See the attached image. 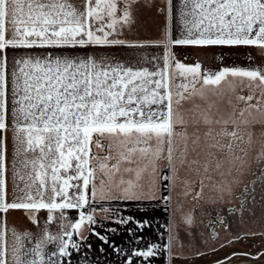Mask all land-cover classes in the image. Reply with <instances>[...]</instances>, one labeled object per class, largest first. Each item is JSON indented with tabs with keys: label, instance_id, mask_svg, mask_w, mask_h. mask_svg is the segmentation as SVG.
I'll list each match as a JSON object with an SVG mask.
<instances>
[{
	"label": "snow or ice",
	"instance_id": "6c2138e0",
	"mask_svg": "<svg viewBox=\"0 0 264 264\" xmlns=\"http://www.w3.org/2000/svg\"><path fill=\"white\" fill-rule=\"evenodd\" d=\"M131 3L127 0L118 15L120 0H84L82 9L70 0H0V213L23 209L32 214L43 209L49 213V222L56 218L57 211L59 218L65 219V209H83L98 195L106 197L104 182L98 189L96 166L90 163L95 160L100 168H107L109 157L98 159L92 152L93 148H104L103 139L124 145L128 150L124 159L137 150L146 154L153 139L160 145L167 142L171 163L173 138L187 136L186 131L177 132L185 122L173 104L186 99V92L195 94L197 83L202 88L218 86L231 76L258 81L257 86L264 88L262 69L225 68L205 74L200 64L185 65L175 61L170 52L163 57L162 67L153 71L90 56L81 59L49 53L14 59L9 73L10 49L63 50L125 44L111 37L131 23ZM181 4L180 35L175 40L168 35L166 49L169 45L264 49V0H181ZM168 19H172V0H168ZM238 99L258 109L259 101L257 105L251 103L254 96ZM211 122L205 118V123ZM9 127L20 146L17 151L32 154L31 159L23 161L25 174L15 173L21 195L11 202L6 199L5 140ZM222 134L242 139L237 131L225 129ZM133 187L129 182L124 189L126 198L136 196ZM79 216L78 222L66 226L72 231L65 230L61 237H46L53 243L59 240L60 256L70 254L74 232H80L85 222L95 223L91 214L81 211ZM71 247H77L75 242ZM33 251L39 261L18 255L16 264H45L41 244ZM136 255L150 257L155 252L150 248ZM0 264H7L4 250H0Z\"/></svg>",
	"mask_w": 264,
	"mask_h": 264
},
{
	"label": "crops",
	"instance_id": "0c3cea01",
	"mask_svg": "<svg viewBox=\"0 0 264 264\" xmlns=\"http://www.w3.org/2000/svg\"><path fill=\"white\" fill-rule=\"evenodd\" d=\"M77 8L82 9L84 0H70ZM127 0H120L118 15L122 14L123 7ZM181 0H172V19H168V0H132L130 5L131 23L119 29L118 34L111 38L125 41L123 45L112 46H90L85 49H17L8 50V70L13 69L14 59L28 56H44L52 53L55 55L75 56L84 58L86 56L119 62L134 68H148L150 71L157 70L163 65V57L170 52L175 61L185 65L200 64L201 73L216 74L225 68L239 69H261L260 56L264 49L256 46H229V45H169L168 35L175 40L180 35V8ZM142 45V46H135ZM249 81V80H248ZM257 82V81H256ZM255 86L248 88L247 79L240 77H226L218 86L202 88L200 83L195 85L196 93H185L186 99L180 103L173 104L174 110L184 119V125L177 127V132L186 131L187 136L176 135L172 140V161H168L169 145H163L153 139L146 154L138 150L131 154L128 159L123 156L127 154V148L118 140L103 139V149L93 148L92 152L98 159L109 157L107 168L99 167L95 160L91 161L96 166V186L101 187L104 182L106 197L101 199L99 195L94 201L83 209H65V219L58 222L59 227L55 228V219L49 222L47 210H40L30 214L27 210H9L7 213H0V250L6 251L7 264H16V256L24 259H32V249L37 244L41 247H59V240L53 243L47 240V235L56 237L63 236L65 230L72 231L66 227L70 223H76L80 219V212L91 214L96 221L94 228L92 224L85 222L80 232H74L71 243L75 242L77 247L92 246L94 241L102 247V227L97 226V220L108 219V207L114 210L130 208L128 205H138L141 209H150L154 206H161L167 202L176 201V190L192 188L191 182H204L209 176L205 172L215 162V157H223L230 152L229 144L233 139L224 136L226 129L232 132L233 125L245 123L247 117V103L238 99L247 98L248 91L262 92L263 88ZM259 83V82H258ZM261 102V98H260ZM254 105H257L255 102ZM242 109V110H241ZM243 112V115L241 113ZM205 118L212 121L205 123ZM225 120L229 122L224 123ZM235 120L236 123H232ZM220 121V123H216ZM210 133V134H209ZM198 137V140H197ZM196 140V143L193 141ZM6 199L11 202L21 195L17 184L20 183L15 173L25 174L23 167L25 159H31L32 154H25L23 150L17 151L20 147L14 137L11 127L6 133ZM160 150V155L156 153ZM206 164V165H205ZM208 165V166H207ZM118 166L119 170L115 167ZM213 167V166H211ZM193 173L194 176L188 174ZM186 174L188 176H186ZM168 177L163 180L162 177ZM123 181V183H122ZM129 182L134 186L132 191L135 197L126 198L124 189L129 187ZM188 182V183H186ZM185 183V184H184ZM23 186V185H21ZM108 203L104 208L99 204ZM121 204V206L119 205ZM94 210L88 213L89 206ZM120 207V208H119ZM91 208V207H90ZM114 212V211H112ZM119 213V211H116ZM57 221L60 220V213L57 211ZM96 224V226H95ZM88 230L89 235H88ZM20 237L18 240L17 237ZM98 237V238H97ZM94 238V240H92ZM64 239H68L64 237ZM22 249L21 251H16ZM27 253L25 256L24 253ZM36 259V258H35ZM37 260V259H36Z\"/></svg>",
	"mask_w": 264,
	"mask_h": 264
},
{
	"label": "rangeland",
	"instance_id": "374dc122",
	"mask_svg": "<svg viewBox=\"0 0 264 264\" xmlns=\"http://www.w3.org/2000/svg\"><path fill=\"white\" fill-rule=\"evenodd\" d=\"M260 59L264 70V50ZM247 83L248 88L255 86ZM262 92H247V97L254 96L253 105L261 98L258 109L247 104L245 123L232 127L242 139L232 140L229 154L216 156L213 167L207 165L209 178L204 182L193 181L192 188L176 190V201L150 209L135 204L126 209H100L108 211L109 217L97 220L102 247L94 241L87 249L69 247L67 256L59 255V247H41L45 264H264ZM57 217L55 228L61 222ZM35 248L32 259L39 261ZM150 248L155 255H136Z\"/></svg>",
	"mask_w": 264,
	"mask_h": 264
}]
</instances>
